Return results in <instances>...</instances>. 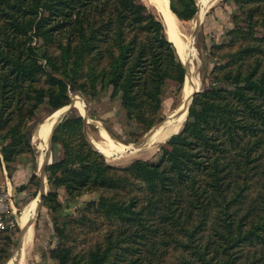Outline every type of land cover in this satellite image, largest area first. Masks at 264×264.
I'll return each instance as SVG.
<instances>
[{"label":"trees","instance_id":"1","mask_svg":"<svg viewBox=\"0 0 264 264\" xmlns=\"http://www.w3.org/2000/svg\"><path fill=\"white\" fill-rule=\"evenodd\" d=\"M234 2L228 40L211 47L219 61L158 160L114 166L82 115L56 126L63 156L46 167L43 205L61 207L60 187L70 199L100 192L80 222L56 224L57 264H162L172 251L177 264H264V0ZM170 8L181 21L199 11L197 0ZM186 73L162 18L141 0H0V154L10 175L35 152L27 127L40 105L54 112L71 103L70 90L112 88L148 131L164 119L169 83L180 93Z\"/></svg>","mask_w":264,"mask_h":264},{"label":"rangeland","instance_id":"2","mask_svg":"<svg viewBox=\"0 0 264 264\" xmlns=\"http://www.w3.org/2000/svg\"><path fill=\"white\" fill-rule=\"evenodd\" d=\"M141 1L160 15L164 24H166L163 16L164 12L160 9L157 0ZM197 2L199 6L197 15L190 21L178 20L177 23V27L181 31L179 36L181 39L185 37L184 41L182 39L185 47L184 52L185 54L192 52V56L188 55V58L184 59L177 47L176 49L181 60L190 65L191 73H186L185 82L180 93L175 91L173 83H169L164 96L162 111L164 118L179 107L185 95L189 97L196 89L201 90L205 86L204 79L205 82H208L210 72L219 61V58L210 52L211 47L228 40L227 32L235 26L233 17L240 14V8L234 0H197ZM70 95L71 103L56 110L57 112L54 111L56 112L54 117L59 120L67 114L82 115L85 118L86 133L90 143L102 154L104 153L109 164L118 167L127 166L135 159L158 160L161 156L160 147L172 134L178 133L185 122L186 115L180 125L167 127V130L164 131L162 130L164 127H162L160 131L156 132L153 139L142 142L141 139L148 131H144V128L135 121L128 120L119 98L111 97L112 88L107 91L99 89L96 97H90L73 90H70ZM54 112H50L48 106L44 103L39 106L35 117L28 124L27 131L32 135V145L35 152H27L22 155L27 154V158L33 166L34 171L30 176L21 177L20 183L11 181L10 178L15 173L17 165H14V171L10 175L7 164L3 161L7 170L6 176L2 155L0 154V184L8 183L17 209V225L0 230V233L2 232L0 234V258L3 254L2 248L5 247L8 251L6 257L0 260V264H20L21 262L22 264H57V261L51 257L52 251L62 242L59 232L56 230V224L63 225L67 223L70 229V227L80 222L82 211L84 212L89 203L99 199V191L86 192L75 199H70L65 188L60 187L58 193L61 207L58 210L47 208L43 205L42 200L37 209L42 182H44L46 189L44 195L48 194L51 186L46 168L42 172L37 166L42 153L40 146L43 145V142L38 148L35 136L40 124ZM170 123L166 126H169ZM104 134L108 136L106 137ZM41 136L42 140L46 139L45 131H42ZM47 151L50 157L55 154L63 156V147L59 143L51 142ZM44 157L40 160V168H42V163L45 160ZM49 161L53 162L51 159ZM34 174H37L38 181L32 180ZM23 184L26 185V189L23 191L18 190L19 186ZM35 195L36 198H33ZM30 229H32V235L28 239V235L25 236V234ZM18 248H21L20 261L17 254ZM170 254L172 255L162 264L178 263L180 253L172 251ZM8 259L9 261L6 262Z\"/></svg>","mask_w":264,"mask_h":264},{"label":"water","instance_id":"3","mask_svg":"<svg viewBox=\"0 0 264 264\" xmlns=\"http://www.w3.org/2000/svg\"><path fill=\"white\" fill-rule=\"evenodd\" d=\"M178 25V24H177ZM165 27H166V31H167V34H168V26H166V24H165ZM177 30H178V32H181L180 31V29H179V27H177ZM169 37V36H168ZM170 39V38H169ZM183 39V41L185 40V37H183L182 38ZM172 41V40H171ZM173 42V41H172ZM174 43V42H173ZM175 45V44H174ZM175 47H176V45H175ZM183 62V61H182ZM183 64L185 65V68H186V71H187V73H191V71H190V65L189 64H185L184 62H183ZM198 91H200L199 89H196L195 91H193L192 93H191V95L189 96V97H187L186 95H185V97H184V99H183V101L181 102V104L179 105V107L177 108V109H175L172 113H170L169 115H167L162 121H160V122H158L156 125H154V126H152L149 130H148V132L147 133H145V135L143 136V138L141 139V141L142 142H144V141H148V140H151V139H153V137L156 135V132H158V131H160L161 130V128L162 127H164L162 130L164 131V130H167V127H172L173 125H176V124H179L180 125V123L183 121V119H184V117H185V115H186V117H185V120H186V118H187V116H188V114H189V109H190V106H191V104H192V99H193V95L195 94V93H197ZM63 119V118H62ZM62 119H59V120H57L55 123H53V125H52V129H51V133H50V135H49V138H48V141H47V148H49V146H50V144H51V142H52V140H53V132H54V130H55V128H56V126L60 123V121L62 120ZM184 120V121H185ZM170 122H172V123H170ZM174 122V123H173ZM170 123V125L169 126H166V125H168ZM42 124V123H41ZM40 124V125H41ZM39 128H40V126H39ZM39 128H38V132H39ZM138 144H141V143H138ZM102 153V152H101ZM104 154V153H103ZM48 155H49V152L47 151V149L45 150V157H44V162L42 163V172L45 170V168H46V166L48 165V164H50V163H52V162H50L49 160H48ZM54 161V160H53ZM45 185H44V182H42V184H41V189H40V193H39V197H38V203H37V209L39 208V206H40V202H41V200H42V198H43V196H44V194L46 193L45 192ZM19 249V248H18ZM18 252V251H17ZM10 259V258H9ZM9 259L6 261V262H8L9 261Z\"/></svg>","mask_w":264,"mask_h":264},{"label":"crops","instance_id":"4","mask_svg":"<svg viewBox=\"0 0 264 264\" xmlns=\"http://www.w3.org/2000/svg\"><path fill=\"white\" fill-rule=\"evenodd\" d=\"M57 112V111H56ZM54 112L47 120H45L41 125H40V128H39V132L36 133V136H35V140H37L38 142V148L40 146V144L43 142V144H45L47 146V141H48V138H49V135L51 133V129H52V125L53 123H55L58 118H55L54 117V114L56 113ZM42 131L44 132L45 131V140H42V136H41V133ZM47 149V147H45V150ZM41 150V148H40ZM41 155L40 157L43 155L45 156V151H41ZM59 157V154H55L53 156L50 157V154L48 155V160H55L56 158ZM40 158H39V162H38V165L40 169V171H42V168H40ZM41 164V163H40ZM16 170H15V173L13 174V176H11L10 180L13 181L14 183H20L19 180H21V177L23 176H30L31 173L34 171L33 169V166L31 165V162L30 160H28L27 158V154L25 155H22L20 157V159L17 161L16 163ZM45 171V170H44ZM36 207V206H35ZM35 209V208H34ZM28 232L25 234V236H27ZM24 236V237H25ZM21 258V257H20Z\"/></svg>","mask_w":264,"mask_h":264},{"label":"bare ground","instance_id":"5","mask_svg":"<svg viewBox=\"0 0 264 264\" xmlns=\"http://www.w3.org/2000/svg\"><path fill=\"white\" fill-rule=\"evenodd\" d=\"M157 2L159 4L160 9L163 10V12H164L163 13L164 21H165L166 25L168 26V33H169L170 39L174 42V44L176 45L178 51L181 53V55L184 57V59H187L188 58V55L189 56H192V52H189L188 54H185V52H184V48L185 47H184V45L182 43V39L179 36V32L177 30L178 19H177L176 15L170 9V0H157ZM104 136L107 137L108 135L104 134ZM45 147H47L45 144H43L42 146H40L41 151H43V150L45 151ZM41 159H43V155L40 157V160ZM27 235H28L27 236L28 239H30V236L32 235V229L29 230V232H28ZM17 254H18V257H19V261H20L21 248L18 250V253ZM20 264H22V262Z\"/></svg>","mask_w":264,"mask_h":264},{"label":"built area","instance_id":"6","mask_svg":"<svg viewBox=\"0 0 264 264\" xmlns=\"http://www.w3.org/2000/svg\"><path fill=\"white\" fill-rule=\"evenodd\" d=\"M2 163L7 176V170L4 167L3 160ZM16 213L17 209L13 201L11 188L8 183L0 184V230L17 225Z\"/></svg>","mask_w":264,"mask_h":264}]
</instances>
